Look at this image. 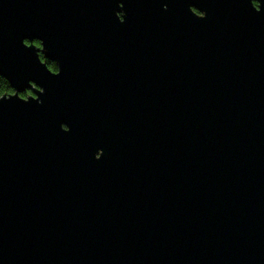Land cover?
I'll return each instance as SVG.
<instances>
[{"label":"water","instance_id":"95a60500","mask_svg":"<svg viewBox=\"0 0 264 264\" xmlns=\"http://www.w3.org/2000/svg\"><path fill=\"white\" fill-rule=\"evenodd\" d=\"M0 77V264H264V0H0Z\"/></svg>","mask_w":264,"mask_h":264},{"label":"trees","instance_id":"16d2710c","mask_svg":"<svg viewBox=\"0 0 264 264\" xmlns=\"http://www.w3.org/2000/svg\"><path fill=\"white\" fill-rule=\"evenodd\" d=\"M34 43L36 45H40V43L37 42V41H35ZM42 58H43V56H42ZM43 60L46 61L48 67L51 70H53V71L57 70V65H56L55 62H53L51 60H47V59H43ZM12 92H14V90L11 88L9 82L6 79L0 77V96H2L4 94H9V93H12ZM30 94H32V91H27V92L23 93L22 96L27 97Z\"/></svg>","mask_w":264,"mask_h":264},{"label":"rangeland","instance_id":"374dc122","mask_svg":"<svg viewBox=\"0 0 264 264\" xmlns=\"http://www.w3.org/2000/svg\"><path fill=\"white\" fill-rule=\"evenodd\" d=\"M30 95H31V94H30ZM28 96H29V95H28ZM28 96H27V97H28ZM23 97H24V96H23Z\"/></svg>","mask_w":264,"mask_h":264},{"label":"flooded vegetation","instance_id":"af4514ba","mask_svg":"<svg viewBox=\"0 0 264 264\" xmlns=\"http://www.w3.org/2000/svg\"><path fill=\"white\" fill-rule=\"evenodd\" d=\"M55 71H57V70H55Z\"/></svg>","mask_w":264,"mask_h":264}]
</instances>
